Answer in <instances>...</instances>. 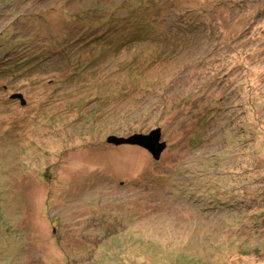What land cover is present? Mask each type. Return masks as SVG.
Here are the masks:
<instances>
[{"label":"rangeland","instance_id":"374dc122","mask_svg":"<svg viewBox=\"0 0 264 264\" xmlns=\"http://www.w3.org/2000/svg\"><path fill=\"white\" fill-rule=\"evenodd\" d=\"M0 40V264H264V0H0Z\"/></svg>","mask_w":264,"mask_h":264},{"label":"trees","instance_id":"16d2710c","mask_svg":"<svg viewBox=\"0 0 264 264\" xmlns=\"http://www.w3.org/2000/svg\"><path fill=\"white\" fill-rule=\"evenodd\" d=\"M142 3H143V1L140 2L139 5H141ZM39 5H40V2H39ZM3 6L4 5L2 4L1 7H3ZM193 17H194V15L192 13L184 12L183 9L180 10V11H177L171 5H169V7L167 9L164 7V13H163L162 19H164L166 21H169L170 19H174V18L175 19L173 20V23H171V25H170V27H171L170 33L171 34L167 33L168 36L166 35L165 38L160 37V39H162V42L166 43V40H168L167 43L171 44V40H173L175 42H179L180 40H189L190 38L187 37V34L190 31H191V34H192V28L193 27L196 28V25H197V24H195L192 21V20H194ZM153 18H156V17H153ZM143 21H145V20H143ZM151 22H149V23L152 26H156V24L158 23L157 19H156V21L155 20H151ZM160 23L163 24L162 21ZM145 25H146V22H145ZM105 31H106V29H105ZM95 35L96 34H93V33L89 34V36L87 38L92 39L93 37H96ZM106 35H107L106 40H108L111 35H110V33H107ZM1 40H3V39L1 38ZM88 42H91V41H88ZM160 42L161 41L159 40V43ZM0 47H1V45H0ZM1 49H5V48H1ZM5 50L7 51V49H5ZM174 50L175 49L173 48L172 50H170V52L174 51ZM181 50H182V48H181ZM159 58H161V56H159ZM10 60H11V58H8V57L7 58L3 57V58L0 59V70H2V72L3 71H7L8 68L9 69L16 68V65H15L16 63H12ZM135 123L136 122L134 121L133 124H135ZM2 207L3 206L0 203V227L3 226V223L5 221L4 215L2 213ZM0 235H2V234H0Z\"/></svg>","mask_w":264,"mask_h":264},{"label":"water","instance_id":"95a60500","mask_svg":"<svg viewBox=\"0 0 264 264\" xmlns=\"http://www.w3.org/2000/svg\"><path fill=\"white\" fill-rule=\"evenodd\" d=\"M124 142H131L139 144L148 149L155 159H159L161 153L166 148V142L162 141V133L160 129H153L149 134H135L129 139L122 140Z\"/></svg>","mask_w":264,"mask_h":264},{"label":"bare ground","instance_id":"6f19581e","mask_svg":"<svg viewBox=\"0 0 264 264\" xmlns=\"http://www.w3.org/2000/svg\"><path fill=\"white\" fill-rule=\"evenodd\" d=\"M195 24H198V22L196 21V20H192ZM89 36V34H86L85 35V37L87 38ZM118 110H120L119 112H118V114H120V115H124V113H125V109H118ZM134 121L135 122H139L140 121V118H134ZM56 125H58V124H56Z\"/></svg>","mask_w":264,"mask_h":264},{"label":"clouds","instance_id":"9594fccd","mask_svg":"<svg viewBox=\"0 0 264 264\" xmlns=\"http://www.w3.org/2000/svg\"><path fill=\"white\" fill-rule=\"evenodd\" d=\"M152 131V130H151ZM143 147V146H142ZM145 148V147H144ZM154 158V157H153Z\"/></svg>","mask_w":264,"mask_h":264}]
</instances>
